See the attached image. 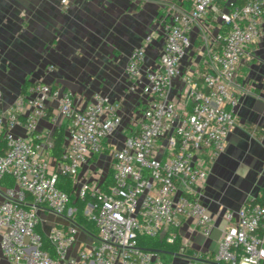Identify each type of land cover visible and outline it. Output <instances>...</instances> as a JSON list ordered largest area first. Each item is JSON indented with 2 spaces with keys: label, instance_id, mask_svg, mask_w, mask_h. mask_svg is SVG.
Segmentation results:
<instances>
[{
  "label": "built area",
  "instance_id": "2783aa9c",
  "mask_svg": "<svg viewBox=\"0 0 264 264\" xmlns=\"http://www.w3.org/2000/svg\"><path fill=\"white\" fill-rule=\"evenodd\" d=\"M156 1V20L126 68L129 91L147 104L137 131L108 149L110 182L91 165L123 125L120 102L96 95L81 106L72 92L37 82L4 107L0 87V264H165L162 254L186 264H264V206L253 202L224 213L212 254L181 240L161 248L175 245L189 218L205 237L214 229L202 189L238 122L239 69L262 35L264 0ZM159 38L161 52L146 66ZM176 78L182 106L172 96ZM50 111L54 126L68 121L60 161L50 155L53 132L38 130ZM45 213L64 223L43 233Z\"/></svg>",
  "mask_w": 264,
  "mask_h": 264
},
{
  "label": "crops",
  "instance_id": "0c3cea01",
  "mask_svg": "<svg viewBox=\"0 0 264 264\" xmlns=\"http://www.w3.org/2000/svg\"><path fill=\"white\" fill-rule=\"evenodd\" d=\"M158 11L156 0H0L4 107L13 103L26 83L37 82L72 92L81 106L96 95L120 102L123 125L91 165L107 176L111 161L108 149L122 145L126 136L137 131L147 104L144 97L129 91L126 68L130 53L150 32ZM162 46V38L149 46L146 66L156 62ZM250 51L252 58L244 59L239 69L237 125L227 138L225 152L212 163L202 189V203L215 226L205 237L196 229L195 220L187 219L179 237L190 250L217 251L227 225L224 213L242 208L264 190V17L262 35ZM189 56L184 61H189ZM181 88L182 82L176 78L172 96L180 106ZM51 118L50 111L38 123V130L54 133L63 127L66 136L68 121L60 118L54 126ZM14 132L26 135L20 128ZM62 223L45 213L41 231L47 233ZM78 239L88 241L84 233ZM173 258L172 264H186L183 257Z\"/></svg>",
  "mask_w": 264,
  "mask_h": 264
},
{
  "label": "trees",
  "instance_id": "16d2710c",
  "mask_svg": "<svg viewBox=\"0 0 264 264\" xmlns=\"http://www.w3.org/2000/svg\"><path fill=\"white\" fill-rule=\"evenodd\" d=\"M28 84L26 83L22 88H21V92H25V90L27 89ZM53 141H54V146L52 148V150L50 151V155L51 157L56 158L58 161L61 160V156L63 153V146H64V142H65V129L63 127H59L57 128L54 133H53ZM94 160H96L97 158H93ZM111 172L108 175V181L110 182L111 180ZM6 185L10 186L12 185V182L9 180L8 183H6ZM60 187L66 191H69L71 189V183L69 182L68 179H63V181L60 183ZM248 202H253V203H259L261 205L264 206V190L262 191V193L255 197L254 199L248 201ZM78 206L80 207V209L82 210L85 206V202H78L77 203ZM85 224L86 227L88 229H92L93 225L90 223H86L85 221H82V225ZM180 244V238L177 239L176 243L174 246L168 247L166 245H162L161 248L164 249H177V247Z\"/></svg>",
  "mask_w": 264,
  "mask_h": 264
},
{
  "label": "rangeland",
  "instance_id": "374dc122",
  "mask_svg": "<svg viewBox=\"0 0 264 264\" xmlns=\"http://www.w3.org/2000/svg\"><path fill=\"white\" fill-rule=\"evenodd\" d=\"M144 242L148 246H155L158 243V239L145 238ZM162 257L164 259L165 264H172L174 259L172 255L162 254Z\"/></svg>",
  "mask_w": 264,
  "mask_h": 264
}]
</instances>
